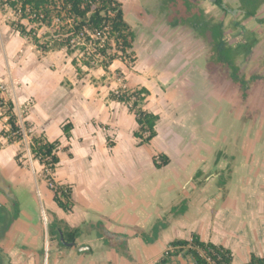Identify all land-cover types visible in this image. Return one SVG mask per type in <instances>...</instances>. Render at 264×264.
Wrapping results in <instances>:
<instances>
[{
	"label": "crops",
	"instance_id": "obj_1",
	"mask_svg": "<svg viewBox=\"0 0 264 264\" xmlns=\"http://www.w3.org/2000/svg\"><path fill=\"white\" fill-rule=\"evenodd\" d=\"M120 1L126 20L134 31L136 23L133 24L128 18L131 6L139 9L140 18H143L145 7L146 18L148 17L153 27L165 29L164 40L168 55L164 60L165 74L162 78L165 83L162 85L172 83L171 86L179 88L182 96L187 97L192 90L190 83H193L188 76L192 69L187 71V65H190L187 62L194 60L198 54L193 55V51L188 53L190 46L187 28L190 26L187 15L184 18L176 16L167 19L162 11L157 10L166 7L160 4V0H147L146 4L145 0ZM223 3L233 13H237L241 7V0H223ZM231 19L233 18L229 14L225 21L229 22ZM238 19H243L241 26L235 30L228 29L232 41L239 46L250 40L246 36L249 34L254 43L251 44L250 53L240 52L236 63L243 72H260L264 69L260 65L264 60V2L258 8L256 16L243 18L241 14L236 20ZM194 26L195 24L192 29ZM195 31L194 29V38L201 41ZM134 51L136 52L135 47ZM72 59L73 56L68 55L65 49L42 55L29 39L21 37L7 23H0L1 96L14 102L17 116L21 113L24 121L30 125V131L43 132L48 139L55 140L46 131L36 128L31 118L36 113L45 114L52 109V91L61 86L66 97H74L71 104L75 111L81 113L85 109L87 114L83 121L75 117L62 121L59 137L56 138L61 141L62 147L70 145L69 150L59 152L60 162L54 173L56 182L72 187L74 206L69 212L56 204L54 193L46 181L38 180L28 169L24 171L22 168L21 173L27 174L25 177H18L16 174L17 168L21 167L15 156L22 141L29 145L27 134L25 139L0 149V180L7 183L14 196L12 197L17 198L20 204L19 216L0 240V251L8 264H153L163 255L171 241L189 239L194 233L203 241H211L230 249L233 264L248 262L252 254L264 256V139L260 138L263 142L259 143L244 142L230 146L231 157L237 159L240 165L227 178L223 177V171L218 170L215 175L216 183L212 185L214 188L208 191L206 185L210 179L201 174L203 170H199V166L190 167V160L175 163L164 145L163 150L170 157L166 166L157 168L153 160L147 159L148 154L145 159H140V147L136 145L137 138L134 137V131L138 127L135 115L124 103L109 98L111 91L122 86H146L151 94L147 97L144 108L160 115L159 110L154 107V100L161 97L167 101L168 93L153 82V77L149 78L156 70L154 64L153 71L147 66L141 68L143 72L148 71L145 72L148 76L138 71L142 77H137L139 80L133 84L130 83L133 76L128 73L131 69L121 60H115L108 72L103 68L93 72L97 77L105 78V73L110 74L118 68L127 83H81L86 81L88 72L84 78L79 79ZM133 67L139 68L137 64ZM211 79L220 81L219 75L214 73ZM188 88L189 91L186 90ZM252 98L253 92L249 101ZM249 106L254 110L260 109L259 104ZM254 113L256 117L258 111ZM6 121L7 117L0 116V132L8 128ZM67 121L74 125L70 140L62 131V126ZM161 121L160 115L156 126L158 134L151 142L162 138ZM119 133L128 135L132 145L130 152L127 149L124 152L120 150L119 154ZM259 134L263 136L264 130H260ZM79 136L85 137L83 144L78 141ZM109 136H115L112 146L106 145ZM9 146H13L14 150L10 155L7 154ZM145 146L142 145V149ZM63 153L67 155L65 162ZM126 154L130 156L127 157ZM121 155H125L124 162L120 159ZM218 155L225 156L224 150H219ZM6 156H9L8 160L5 159ZM218 160L220 158L215 159L214 163ZM33 168L35 173L43 166L37 161L36 164L33 163ZM157 171L166 173L167 176L156 179ZM108 182L111 184H106ZM35 187L40 192L39 199L35 197ZM26 193L32 195L31 200L24 199ZM10 197L0 191V203L8 208H11ZM44 197L51 208L48 225L41 220L47 209L43 204ZM181 204H185L182 206L184 209L173 211L178 206L181 207ZM55 218L63 219L70 226L80 229L74 245L63 247L57 236L50 235L48 226ZM159 220L166 226L153 242L145 240L142 233L151 235L153 226ZM172 264L193 262L190 257L180 253L173 258Z\"/></svg>",
	"mask_w": 264,
	"mask_h": 264
},
{
	"label": "trees",
	"instance_id": "obj_2",
	"mask_svg": "<svg viewBox=\"0 0 264 264\" xmlns=\"http://www.w3.org/2000/svg\"><path fill=\"white\" fill-rule=\"evenodd\" d=\"M170 1L163 0L160 4L166 7L157 10L162 11L169 20L176 16L184 18V15H187L189 26L193 27L195 24L194 29L199 40L206 45L210 56L211 73L222 74L225 77L224 81L228 80L226 83L237 93L236 104L240 109H244L243 118L248 119L250 114L255 117L254 111L258 110L249 106L248 97L264 80V75L260 72L249 74L241 70L236 63L237 57L242 51L246 54L250 53L252 45L247 41L238 46L232 41L228 29L235 30L241 26L243 19L236 20L241 14L243 18L256 16L264 0H241V7L237 13H233L225 6L223 0ZM208 3L216 5L222 13L216 15L213 11H207ZM3 9L13 11L16 18L12 19L9 25L21 37L29 39L42 55L65 49L68 55L73 56L72 64L79 79L84 78L89 69L97 66L102 67L105 72L110 71V66L115 60H121L129 67L136 61L134 51L136 34L126 20L120 0H0V10ZM229 14L233 19L227 22L225 19ZM196 27H199V31ZM246 36L247 39L250 38L249 34ZM116 72L119 76H123L120 69ZM150 94L151 91L146 86H141L119 87L109 95L110 99L127 105L129 111L135 115L138 127L134 131V137L137 138L138 145L149 144L158 134L156 126L160 115L144 108ZM0 105L3 107L0 116L7 117L8 125V128L0 132L1 148V138L5 139L7 144L21 141L24 138V130L17 123L18 116L14 102L11 99L5 100L1 96V90ZM24 125L29 137L30 153L43 166L47 184L54 193V201L65 212L71 211L74 206L71 185L60 184L54 179V173L60 162L59 152L69 150L70 145L62 147L59 139L50 140L43 132H31L27 122ZM73 127L71 121H67L62 126L63 134L68 140L72 137ZM112 145L113 143L110 142L109 146ZM69 155L71 156V153ZM15 160L19 166H22L19 153L16 154ZM153 162L157 168H162L170 162V157L161 153L153 158ZM51 183L53 187L50 186ZM10 196H13L12 192ZM11 197V208L7 209L10 211L9 215L7 210H2L3 212L0 213V240L5 237L20 213L19 200L13 198L14 196ZM3 206L5 205L0 203V209H4ZM180 208L184 209L182 206ZM180 208H175L173 211H181ZM165 226L166 224L159 220L153 226L151 235L142 233V236L145 240L153 242ZM48 228L50 235L57 236L63 247L66 245L60 239L61 234L66 242L75 241L80 234L78 227L70 226L63 219L55 218ZM180 253L190 257L193 264H233L230 249L211 241H203L196 233L189 239L171 241L163 255L153 264H172L173 258ZM244 264H264V256L252 254L249 261Z\"/></svg>",
	"mask_w": 264,
	"mask_h": 264
},
{
	"label": "rangeland",
	"instance_id": "obj_3",
	"mask_svg": "<svg viewBox=\"0 0 264 264\" xmlns=\"http://www.w3.org/2000/svg\"><path fill=\"white\" fill-rule=\"evenodd\" d=\"M146 1L147 0H145V4ZM168 1L171 2L170 0ZM160 3H163V0H160ZM137 9L135 6H131L128 9L129 20L133 24L136 23V30L134 31L136 33V39L134 42V47L136 50V63H133L131 67L128 66L131 69V71H128V73L130 76H133L130 79V83L133 84L137 82L139 80L138 78L142 77V74L148 76V71H145L147 72L145 73L141 70V68L147 66V68L150 67V71H153L154 69L152 64H154L156 70L154 74L151 73L149 75V78L151 79L153 77V82H155L157 86L159 85L162 91L168 93L167 101L161 99V97H158L154 100V107L155 109L159 110V113L162 116V138L159 141L155 140L151 142L150 145H144L145 147L143 149L142 145H138L137 140L136 145L140 147V150L138 151L140 152V159H145L148 154L147 159L152 161L153 158L157 157L160 153H165L163 148L166 146V150L171 155L172 160L175 163L181 162L183 160H190V167L199 166V170H203L201 174L208 176V179H210V184L208 183L206 185L208 187V191H210L214 188L212 185H215L216 183L215 175H217L216 172L218 170L223 171V177L227 178L229 175H233L235 173V168H237L236 166L240 165V162L237 161V159L231 157L232 151L229 150L230 146L233 147L235 144H243L244 142H263V140L261 141L260 138L264 139V135L260 136L259 133L260 130H264V80L261 81V86L255 88L253 91V98L251 101H249V104H259L260 109L258 108L259 110L256 116L257 119H255L256 117L254 116L252 117V114H250L248 119H244L242 117L244 115V109H240L238 104H236L235 97L237 93H235L229 84L226 83L228 81L227 79L224 81L225 77H223L222 74L219 75L220 81L211 79L212 73L209 69L210 56L208 54L206 45L203 41H197L194 38V29H192V27H188L187 35L190 46L188 48V53L191 51H193L191 52L193 55L198 53L197 57L193 58L194 60H188L187 62L190 63V65H187V71L192 69L188 73L190 80L193 81V83H190L192 88L191 94L189 93L187 97H185V95L182 96L180 89L171 86L172 83L166 82L168 84L162 85V83H165L163 82L162 78V75L165 74L164 60L168 55V47L166 45V41L164 40L166 31L164 32L165 29L161 30L160 28L157 29L153 27V24L150 22L148 17L146 18L145 14L147 11L145 7L144 10L142 9L144 13V15H142L143 18L139 17V9ZM206 9L210 12H212L214 9L213 13L216 15L222 13L220 9L211 3H208ZM15 18L16 17L12 10H0L1 24L7 23L9 25L10 21ZM42 33L43 32L41 31V34ZM249 39L250 43L252 44L253 40H251V38ZM135 64H137L139 68L136 67L135 69L133 67ZM198 65L199 68L197 69ZM260 65L264 66V60L260 62ZM97 69H102V67L97 66L89 69L88 74L85 77L86 81H82L81 83H127L124 77L119 76L115 70H112L113 72H110V74L105 73V78L102 76L97 77L96 73L93 72ZM138 71H140L142 74L140 73L141 75H139ZM137 73L138 75H136ZM260 74L264 75V69L260 71ZM186 90L189 91V88ZM52 95H54V103H52L50 106L52 109L45 114L36 113L35 115H32L31 119L36 128L46 131L50 138L56 139L59 137L60 123L62 121L69 118L73 119L74 117L79 121H83L86 120L87 114L85 113V109H83L81 113L75 111L71 104L74 97H66L62 86L58 89H53ZM188 97L189 99H187ZM250 97L251 96H249L248 99H250ZM18 117V123L25 132L24 118L22 117L21 113ZM249 119L255 120L251 122ZM78 130L81 131L80 129ZM117 136L119 151L123 150L124 152V150L127 149L128 152H130L132 150V145L129 137H127L128 135L119 133ZM25 138L26 132L24 133V139ZM91 140L93 141L94 137H92ZM114 140L115 136H109V139L106 141V145L109 146L110 142L114 144ZM78 141L83 144L85 142V137L79 136ZM1 142V148L7 145L5 139L1 138ZM12 150L13 146H9L7 149V154L10 155ZM151 150L154 151H152L150 154ZM219 150H224L225 156L218 157ZM18 153L20 154V161L22 163V166H20L21 169L17 168L16 171L18 177L20 175L21 177L23 175V177L27 175L25 172L21 173L23 168L24 171L28 169V171L34 177H37L38 180L47 182L42 170L43 168H39V170H36L34 173L33 163L36 164L37 160L32 157L28 143L26 141H22L21 148L17 154ZM63 154V161L65 162L67 155L65 153ZM119 154H121V151ZM133 155L135 154L133 153ZM126 156L129 157L130 154H126ZM8 157L9 156H6L5 159L8 160ZM124 157L125 155L120 156V159H122L123 162ZM219 158L220 160H218L217 163H214L215 159ZM188 170H190V168ZM166 176V173L157 171L155 177L156 179H159ZM2 182L3 181L0 180V189L2 188ZM106 184L111 183L108 182ZM34 194L35 197L39 199L40 192L38 191L37 187H35ZM31 196V194L26 193L24 199L31 200ZM156 201L159 202V200ZM160 202H162V199ZM43 204L47 209L46 212L43 213L41 220L46 225H48L50 222L49 217L51 215V211L49 210H51V208L49 207V203L46 199L43 201ZM181 206H185V204H181ZM5 207L6 206H3L4 209H0V213L3 212L2 210H10V208ZM178 207L180 208V206ZM180 210L182 209L180 208ZM9 213L10 211H8V215Z\"/></svg>",
	"mask_w": 264,
	"mask_h": 264
},
{
	"label": "flooded vegetation",
	"instance_id": "obj_4",
	"mask_svg": "<svg viewBox=\"0 0 264 264\" xmlns=\"http://www.w3.org/2000/svg\"><path fill=\"white\" fill-rule=\"evenodd\" d=\"M252 40V39H251ZM250 41V40H249ZM253 43H254V40L252 41ZM252 50V49H251ZM1 189H0V191L2 192V193H4V195H6V196H8V197H10V195H11V192H10V190H9V187L7 186V183H5V182H2L1 183ZM5 188H6V190H5ZM3 239V238H2ZM1 239V240H2ZM0 264H8V262H7V260H6V258L4 257V255H3V253L0 251Z\"/></svg>",
	"mask_w": 264,
	"mask_h": 264
},
{
	"label": "water",
	"instance_id": "obj_5",
	"mask_svg": "<svg viewBox=\"0 0 264 264\" xmlns=\"http://www.w3.org/2000/svg\"><path fill=\"white\" fill-rule=\"evenodd\" d=\"M61 241L66 245V246H72V245H74V243H75V241H72V242H66L65 240H64V237H63V235L61 234Z\"/></svg>",
	"mask_w": 264,
	"mask_h": 264
},
{
	"label": "built area",
	"instance_id": "obj_6",
	"mask_svg": "<svg viewBox=\"0 0 264 264\" xmlns=\"http://www.w3.org/2000/svg\"><path fill=\"white\" fill-rule=\"evenodd\" d=\"M0 89H1V87H0ZM2 112H3V107H2V105H0V115L2 114ZM50 186L53 187V183H51Z\"/></svg>",
	"mask_w": 264,
	"mask_h": 264
}]
</instances>
